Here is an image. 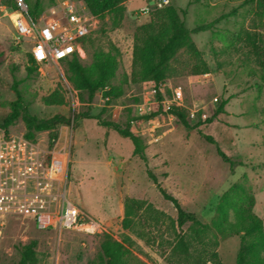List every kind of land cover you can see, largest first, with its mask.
I'll return each mask as SVG.
<instances>
[{
	"label": "rangeland",
	"instance_id": "374dc122",
	"mask_svg": "<svg viewBox=\"0 0 264 264\" xmlns=\"http://www.w3.org/2000/svg\"><path fill=\"white\" fill-rule=\"evenodd\" d=\"M50 1L41 3L47 6ZM154 1L126 0L118 27L110 12L96 18L80 63L89 71L94 53L108 51L117 67L90 100L86 91L73 86L66 63L43 65L26 75L29 45H14L13 27L3 9L11 1L0 2V121L17 98L15 90L37 118L61 114L69 120L54 129L57 136L50 151L49 131L35 133L37 157L48 170L39 180L64 194L80 215L100 224L90 234L73 228L40 230L19 214L0 215V264H17L21 245L32 240L33 264H101L106 236L129 249L133 264H211L212 253L222 264H237L243 231L220 234L214 228L217 204L227 212V222L239 223L238 214L250 211L264 228V20L259 1L169 0L200 54L180 48L168 60L159 89L169 104L174 90L181 91L178 106L188 126L160 104L152 82L130 79L134 37L141 25L152 21ZM26 2L30 6L34 0ZM143 7L151 10L143 13ZM111 87H119L120 94H107ZM55 90L64 104L45 105L42 97ZM84 113L97 118H85ZM100 121L128 127L138 137L146 161L133 154L128 138ZM8 129L25 133L21 118ZM148 171L200 225L177 226L176 209L162 197ZM126 200L141 206L135 209L129 202L131 222L123 228ZM180 239L186 251L178 247ZM244 264L264 262H254L248 254Z\"/></svg>",
	"mask_w": 264,
	"mask_h": 264
},
{
	"label": "trees",
	"instance_id": "16d2710c",
	"mask_svg": "<svg viewBox=\"0 0 264 264\" xmlns=\"http://www.w3.org/2000/svg\"><path fill=\"white\" fill-rule=\"evenodd\" d=\"M7 4L9 9L14 8L12 0ZM26 1V0H25ZM51 0L50 3H53ZM88 11L98 19H102L108 12L113 14L112 24L118 27L125 10L124 2L126 0H82ZM261 6L260 14L264 20V0H258ZM27 3V2H26ZM49 3V4H50ZM28 5V4H27ZM45 6L42 5L41 0H34L29 6L28 12L31 15H38ZM152 21L139 27V33L134 37V45L132 51V65L130 79L133 82L150 81L155 87V93L158 95L159 102L161 99V93L159 86L166 77L168 60L172 57L180 48L185 47L190 50L195 56H199V51L195 48L193 42L190 39V31L186 28L182 19H180L177 11L169 4L160 9H154L152 13ZM205 29V28H203ZM194 32V30H193ZM69 70L73 74L72 84L77 90H84L90 100L96 91L104 88L108 84V79L114 74L117 67V61L113 54L110 52L98 51L94 53V60L92 67L89 71L80 63V58L73 56L66 62ZM203 64L202 71L206 72V67ZM26 75H30L36 71L38 65L35 63L29 53H27V67ZM17 98L10 103V111L8 115L0 121V127L6 132L9 131L8 126L12 124L18 118L24 123L25 133L24 137L33 141L35 133L42 131H49L48 150L53 148V141L56 139L57 133L54 129L58 125L66 124L69 120L61 114H55L50 118L42 119L32 115L28 108L21 103V96L18 92L14 91ZM119 87H111L107 94H120ZM164 98V97H163ZM42 102L45 105H62L64 104L63 96L55 90L51 94L42 97ZM226 101L220 104V109L223 107ZM161 104V102H160ZM169 112L176 117L183 125L188 126L185 113L174 102H171ZM156 112L152 113L155 115ZM79 116V114H77ZM85 118H97L89 116L84 113ZM99 125L113 128L120 136L128 138L133 145V154L138 155L142 160L146 161L144 150L140 145L138 137L128 128H120L116 123L108 121H100ZM219 156L222 159L228 160L226 155L217 149ZM51 155L49 152L45 155V161L49 163ZM148 176L156 185L158 191L162 197L172 203L176 209V224L178 227H183L187 222L200 225L201 223L196 219L195 215L191 212L185 211L179 204L178 200L172 195L168 194L157 182L156 177L148 171ZM129 202H132L133 208L139 209L140 202L126 200L124 205L125 211L121 221L123 228H127L130 225V210ZM217 204V203H216ZM218 217L213 222L214 228L220 234H238L242 229V246L240 248L239 255L237 257V264H244V258L248 254H251L254 262H264V258L260 257V253L264 250V228L261 225L260 219L251 213L250 211L238 214L240 218L239 223L227 222V212L224 210L222 204H217ZM246 218V220H245ZM36 244L35 240L30 241L28 244L21 245L20 247V259L17 264H33L34 251L33 248ZM178 247L186 251L187 245L183 239L178 242ZM130 251L122 242L112 239L106 236L101 243V264H133L129 261ZM211 264H222L218 259L216 253H212L210 259Z\"/></svg>",
	"mask_w": 264,
	"mask_h": 264
},
{
	"label": "built area",
	"instance_id": "2783aa9c",
	"mask_svg": "<svg viewBox=\"0 0 264 264\" xmlns=\"http://www.w3.org/2000/svg\"><path fill=\"white\" fill-rule=\"evenodd\" d=\"M12 2L13 9H3L13 27V43L18 47L27 43V53L38 67L59 66L73 56L84 57V42L96 17L82 0H54L38 15L29 14L25 0ZM168 4L169 0H155L151 9ZM151 9L143 7L140 11L147 13ZM173 94L171 102L181 104V91L176 89ZM168 101L160 102L168 108ZM37 153L35 144L23 133L6 132L0 127V215L19 214L31 219L40 230L73 228L88 234L99 230L95 219L80 215L64 194L53 192L49 182L39 180L48 170Z\"/></svg>",
	"mask_w": 264,
	"mask_h": 264
},
{
	"label": "bare ground",
	"instance_id": "6f19581e",
	"mask_svg": "<svg viewBox=\"0 0 264 264\" xmlns=\"http://www.w3.org/2000/svg\"><path fill=\"white\" fill-rule=\"evenodd\" d=\"M58 159H55V161H54V165L56 166V167H59V169H61V167H60V165H58Z\"/></svg>",
	"mask_w": 264,
	"mask_h": 264
}]
</instances>
